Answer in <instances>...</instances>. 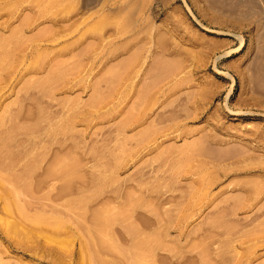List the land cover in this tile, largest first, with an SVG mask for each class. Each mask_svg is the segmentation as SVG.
<instances>
[{"label": "rangeland", "instance_id": "374dc122", "mask_svg": "<svg viewBox=\"0 0 264 264\" xmlns=\"http://www.w3.org/2000/svg\"><path fill=\"white\" fill-rule=\"evenodd\" d=\"M0 264H264V0H0Z\"/></svg>", "mask_w": 264, "mask_h": 264}, {"label": "bare ground", "instance_id": "6f19581e", "mask_svg": "<svg viewBox=\"0 0 264 264\" xmlns=\"http://www.w3.org/2000/svg\"><path fill=\"white\" fill-rule=\"evenodd\" d=\"M6 201H9V199L8 200H6ZM10 202V201H9ZM87 244V243H86ZM84 248H87V247H84ZM89 248V247H88ZM88 251V250H87ZM90 251V250H89ZM89 251H88V253H89ZM84 252V251H83ZM90 255V254H89ZM89 257V256H88Z\"/></svg>", "mask_w": 264, "mask_h": 264}]
</instances>
